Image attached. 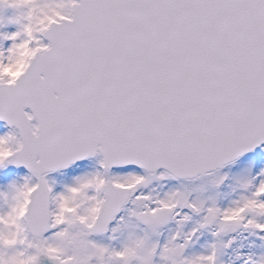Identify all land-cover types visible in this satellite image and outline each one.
I'll use <instances>...</instances> for the list:
<instances>
[{
	"label": "snow or ice",
	"instance_id": "snow-or-ice-1",
	"mask_svg": "<svg viewBox=\"0 0 264 264\" xmlns=\"http://www.w3.org/2000/svg\"><path fill=\"white\" fill-rule=\"evenodd\" d=\"M0 264H264V0H0Z\"/></svg>",
	"mask_w": 264,
	"mask_h": 264
}]
</instances>
